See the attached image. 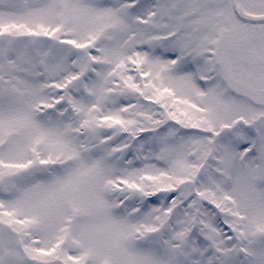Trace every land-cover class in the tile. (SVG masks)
Listing matches in <instances>:
<instances>
[{"label":"snow or ice","instance_id":"6c2138e0","mask_svg":"<svg viewBox=\"0 0 264 264\" xmlns=\"http://www.w3.org/2000/svg\"><path fill=\"white\" fill-rule=\"evenodd\" d=\"M0 264H264V0H0Z\"/></svg>","mask_w":264,"mask_h":264}]
</instances>
